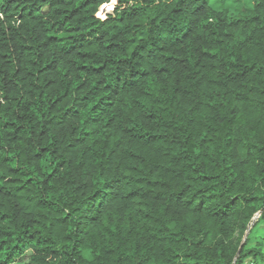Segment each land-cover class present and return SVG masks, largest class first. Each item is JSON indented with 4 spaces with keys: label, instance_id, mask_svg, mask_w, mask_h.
Masks as SVG:
<instances>
[{
    "label": "trees",
    "instance_id": "1",
    "mask_svg": "<svg viewBox=\"0 0 264 264\" xmlns=\"http://www.w3.org/2000/svg\"><path fill=\"white\" fill-rule=\"evenodd\" d=\"M262 227L264 0H0V264H264Z\"/></svg>",
    "mask_w": 264,
    "mask_h": 264
},
{
    "label": "rangeland",
    "instance_id": "2",
    "mask_svg": "<svg viewBox=\"0 0 264 264\" xmlns=\"http://www.w3.org/2000/svg\"><path fill=\"white\" fill-rule=\"evenodd\" d=\"M113 6H114V3H109L106 5V7L101 6L100 14L104 16L105 13L111 12ZM259 234L261 238H258L257 242L262 244V251L264 252V227L260 229ZM253 246H254V242L249 245V247H253ZM248 263H249V260H246L245 264H248Z\"/></svg>",
    "mask_w": 264,
    "mask_h": 264
},
{
    "label": "water",
    "instance_id": "3",
    "mask_svg": "<svg viewBox=\"0 0 264 264\" xmlns=\"http://www.w3.org/2000/svg\"><path fill=\"white\" fill-rule=\"evenodd\" d=\"M248 234H249V230L245 233L244 239H243L241 245L239 246L238 253L240 252V250H241V248H242V245H243V243H244L246 237L248 236Z\"/></svg>",
    "mask_w": 264,
    "mask_h": 264
}]
</instances>
